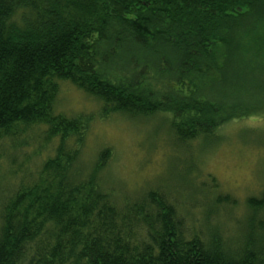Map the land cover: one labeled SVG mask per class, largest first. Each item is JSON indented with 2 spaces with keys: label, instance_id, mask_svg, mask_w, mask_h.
<instances>
[{
  "label": "trees",
  "instance_id": "1",
  "mask_svg": "<svg viewBox=\"0 0 264 264\" xmlns=\"http://www.w3.org/2000/svg\"><path fill=\"white\" fill-rule=\"evenodd\" d=\"M60 82L105 116L166 113L180 143L212 138L264 104V0H0V264H264L251 231L233 248L157 191L115 205L112 153L79 164L91 117L55 112ZM35 128L50 152L18 165Z\"/></svg>",
  "mask_w": 264,
  "mask_h": 264
},
{
  "label": "rangeland",
  "instance_id": "2",
  "mask_svg": "<svg viewBox=\"0 0 264 264\" xmlns=\"http://www.w3.org/2000/svg\"><path fill=\"white\" fill-rule=\"evenodd\" d=\"M59 84L55 112L91 117L79 164L90 169L104 149L112 153L101 179L115 205L157 191L189 226L214 227L233 248L246 243L251 231L264 247V208L255 212L248 205L264 194V104L256 115L224 125L212 138L182 144L166 113L139 119L105 116L103 104L69 82ZM26 139L30 147L20 152L17 164L33 167L51 144L44 143L40 128Z\"/></svg>",
  "mask_w": 264,
  "mask_h": 264
}]
</instances>
